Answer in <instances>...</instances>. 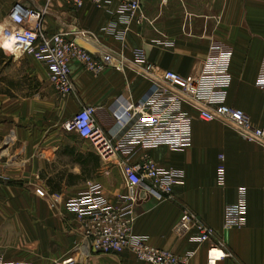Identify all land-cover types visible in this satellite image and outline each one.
Segmentation results:
<instances>
[{"label": "crops", "instance_id": "0c3cea01", "mask_svg": "<svg viewBox=\"0 0 264 264\" xmlns=\"http://www.w3.org/2000/svg\"><path fill=\"white\" fill-rule=\"evenodd\" d=\"M46 7L47 33L77 26L95 32L100 45L124 57L122 70L105 67L94 75L70 63L73 91L59 94L47 78V67L4 45L14 2ZM141 23L133 22L122 40L103 28L116 18L117 2L98 6L84 0L79 9L65 0H0V257L5 262L60 264L81 237V223L65 201L101 185L109 203L123 205L128 192L123 161L102 158L92 144L64 128L83 106H94L103 133L118 144L129 125L113 111L125 100L137 102L161 83L163 71L180 75L196 71L212 45L231 52V83L226 103L241 109L253 127L264 125V90L255 80L264 62V0H140ZM118 27L121 25L118 24ZM144 51L149 70L134 62ZM191 144L182 150L159 146L145 154L164 169L182 172V183L169 198L156 199L139 189L133 202L134 234L189 264H207L215 244L229 252L217 264H264V141L243 139L223 121H203L191 110ZM225 180L217 181L219 155ZM245 191L244 225L224 228L227 203ZM183 209L191 211L213 234L207 242L178 234L174 226ZM76 264H146L129 251L119 255L91 251Z\"/></svg>", "mask_w": 264, "mask_h": 264}, {"label": "built area", "instance_id": "2783aa9c", "mask_svg": "<svg viewBox=\"0 0 264 264\" xmlns=\"http://www.w3.org/2000/svg\"><path fill=\"white\" fill-rule=\"evenodd\" d=\"M79 9L84 0H65ZM98 6L117 2L116 18L103 28V32L122 40L130 25L141 23L140 0H91ZM46 7L28 6L22 2L13 3L9 13V24L2 30L3 39L12 45L11 51L29 55L47 67V78L61 95L73 91L70 63L79 62L94 75L105 67L122 70L125 60L121 53L105 49L100 45L95 32L77 26L55 33H47L43 19ZM121 26L118 27L117 25ZM81 40L90 46L85 49L76 43ZM134 62L145 70L150 69L144 51L137 49ZM231 52L212 45L196 71L180 75L165 70L161 83L153 80L151 91L137 102L123 100L113 111L117 119L124 118L129 125L120 142L114 145L101 130L95 119L94 106H83L64 122V128L88 140L96 152L105 159L116 154L124 155L123 171L127 179L128 192L122 197L123 205L115 206L101 193V185L92 184L85 192L65 201L81 223V237L72 252L60 264H76L91 251L98 254L119 255L124 251L146 264H189L190 254L177 255L169 250L151 246L143 235L133 233V202L139 189H144L156 199L169 198L174 186L182 183L183 174L174 169H164L145 154L139 161L130 158L141 151L166 146L182 150L191 144V110L203 121L219 120L231 124L239 135L249 141H264V125L253 127L241 109L230 107L227 93L231 83ZM255 85L264 90V62ZM224 155H219L217 181L225 180ZM245 191L241 190L239 200L224 206L223 227L244 225ZM178 234L191 233L190 239L207 242L213 230L202 223L191 211L183 209L174 226ZM84 256V257H83ZM229 252L215 244L207 251V264H217ZM0 264H25L20 261Z\"/></svg>", "mask_w": 264, "mask_h": 264}, {"label": "water", "instance_id": "95a60500", "mask_svg": "<svg viewBox=\"0 0 264 264\" xmlns=\"http://www.w3.org/2000/svg\"><path fill=\"white\" fill-rule=\"evenodd\" d=\"M76 43L85 49H90V46L81 40H76Z\"/></svg>", "mask_w": 264, "mask_h": 264}, {"label": "bare ground", "instance_id": "6f19581e", "mask_svg": "<svg viewBox=\"0 0 264 264\" xmlns=\"http://www.w3.org/2000/svg\"><path fill=\"white\" fill-rule=\"evenodd\" d=\"M4 45L6 47L12 48V45L4 40ZM18 52V51H17ZM84 257V256H83Z\"/></svg>", "mask_w": 264, "mask_h": 264}]
</instances>
